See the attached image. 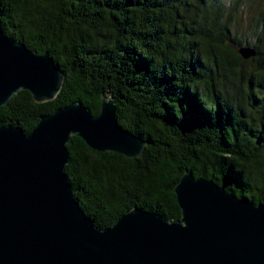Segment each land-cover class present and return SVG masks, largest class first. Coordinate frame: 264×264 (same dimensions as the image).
Here are the masks:
<instances>
[{"label":"trees","instance_id":"1","mask_svg":"<svg viewBox=\"0 0 264 264\" xmlns=\"http://www.w3.org/2000/svg\"><path fill=\"white\" fill-rule=\"evenodd\" d=\"M255 1L0 0L4 32L47 51L63 76L51 100L14 94L0 126L28 133L71 102L97 115L100 94L114 98L118 124L146 142L140 156L98 152L76 135L66 144L73 197L96 227L133 207L179 219L173 188L185 170L264 203V5ZM243 45L255 56L242 58Z\"/></svg>","mask_w":264,"mask_h":264},{"label":"water","instance_id":"2","mask_svg":"<svg viewBox=\"0 0 264 264\" xmlns=\"http://www.w3.org/2000/svg\"><path fill=\"white\" fill-rule=\"evenodd\" d=\"M237 51L256 54L249 45ZM62 77L47 51L36 53L0 24V107L20 90L51 100ZM100 98L97 115L74 101L40 116L28 133L0 126V264H264V203L189 170L173 188L179 219L133 207L107 227L94 225L67 180L70 136L129 158L146 144L118 124L114 98Z\"/></svg>","mask_w":264,"mask_h":264},{"label":"rangeland","instance_id":"3","mask_svg":"<svg viewBox=\"0 0 264 264\" xmlns=\"http://www.w3.org/2000/svg\"><path fill=\"white\" fill-rule=\"evenodd\" d=\"M259 3H262V5H264V2H262V0H257L255 2H252V4L249 7L250 8H257ZM250 8L247 9V13L245 11L246 14L242 13V12H240L238 14V19H237L238 20V24L233 28L234 29V33H237L240 30H243V29L246 28V26L248 24V19L247 18H249V17H247V15L249 13H251V12L253 13V11Z\"/></svg>","mask_w":264,"mask_h":264}]
</instances>
